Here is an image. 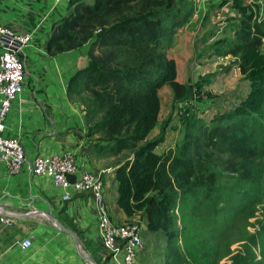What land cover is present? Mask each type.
Masks as SVG:
<instances>
[{
	"label": "trees",
	"instance_id": "trees-1",
	"mask_svg": "<svg viewBox=\"0 0 264 264\" xmlns=\"http://www.w3.org/2000/svg\"><path fill=\"white\" fill-rule=\"evenodd\" d=\"M182 1L69 0L67 14L51 24L46 44L47 54L56 56L90 43L88 64L69 78L66 94L81 105L88 135L102 133L103 148L132 151L115 170L116 203L127 216L141 212L148 229L159 226L176 196L194 197V213L208 217L264 187V78L244 102L216 111L207 122L189 123L173 152L158 154L154 149L161 138H148L158 87L168 85L177 100L188 95L186 85L170 77L166 52L191 16ZM241 15L232 26L234 38L219 41L218 52L239 55L246 72L248 53H257L264 38V21L252 12ZM260 57L253 70L264 74V54ZM214 155L220 156L224 170L235 174L233 187L218 184L222 172L209 165Z\"/></svg>",
	"mask_w": 264,
	"mask_h": 264
},
{
	"label": "rangeland",
	"instance_id": "rangeland-1",
	"mask_svg": "<svg viewBox=\"0 0 264 264\" xmlns=\"http://www.w3.org/2000/svg\"><path fill=\"white\" fill-rule=\"evenodd\" d=\"M181 7L191 9V16L172 37L166 52L172 63L170 77L185 84L188 95L185 99L177 100L168 85L163 83L158 87V108L148 135L149 139L161 138L154 149L158 154L176 150L184 140L189 123L209 121L216 111L235 107L263 85L264 74L253 69L261 64L264 38L257 53H248L246 72L241 70L242 59L239 55L224 50L218 52V49L219 41L234 38L232 26L238 24L242 12H252L257 20L264 21V0H183ZM163 43L159 44V49ZM90 100L88 97L87 102ZM259 113L263 115V112ZM92 136L98 155L97 171L103 174L104 202L108 213L114 221H135L141 228L145 244L134 264H264L263 186H260L258 195L252 196L249 191V197L245 200L237 201L228 210L211 213L208 217L194 213V197L176 196L172 208L159 226L148 229L141 212L127 216L116 203L115 170L118 164L132 157V151L113 152L102 147L105 142L98 138L102 133ZM209 165L222 172L219 185L226 189L233 187L235 174L224 170L225 164L220 161V156H212ZM245 187L249 189L248 184ZM223 202L225 199L217 206ZM7 211L17 216H13L7 225L0 222V264H3V234L11 238L31 235L32 251L42 254L51 263L59 261L60 250L65 252L72 247L86 254L95 264H113L105 255L96 252L93 242L77 234L78 248L74 239H70L68 233L60 228L70 229L62 223L55 210L20 208ZM48 241H51V245L47 249ZM75 253L80 256L81 264H92L81 254ZM27 254L20 252L23 258Z\"/></svg>",
	"mask_w": 264,
	"mask_h": 264
},
{
	"label": "crops",
	"instance_id": "crops-1",
	"mask_svg": "<svg viewBox=\"0 0 264 264\" xmlns=\"http://www.w3.org/2000/svg\"><path fill=\"white\" fill-rule=\"evenodd\" d=\"M68 1L0 0V25L16 34H32L30 42L19 51L25 67L24 88L6 116V134L20 138L28 161L37 154L69 151L80 169L97 171L98 155L93 136L88 135L84 113L66 94L69 78L88 64L90 43L56 56L46 52L51 24L67 14ZM61 193L49 179L32 175L25 165L11 172L0 164V209L55 210L62 223L75 234V239L77 234L87 238L95 245L96 252L105 255L97 236L93 198L88 194L74 195L64 202ZM40 213L47 216L43 211ZM30 236L11 238L3 234V264H81L76 248L60 250L59 261L55 263L34 253L31 247L21 249L20 240ZM68 236L74 239L72 234ZM50 245L48 241L47 249ZM20 252H28L26 258Z\"/></svg>",
	"mask_w": 264,
	"mask_h": 264
},
{
	"label": "built area",
	"instance_id": "built-area-1",
	"mask_svg": "<svg viewBox=\"0 0 264 264\" xmlns=\"http://www.w3.org/2000/svg\"><path fill=\"white\" fill-rule=\"evenodd\" d=\"M1 37H7L9 42L5 46L0 40V164L11 172L25 165L32 175L49 179L54 188L61 189L60 198L64 202L74 195H90L95 201L97 236L106 258L113 264H134L145 244L140 225L135 221L112 220L104 202L102 172L80 169L69 151L37 154L28 161L20 138L6 134V116L24 87L25 67L19 51L30 42L32 34H16L0 25ZM13 42L20 43L17 50L9 48ZM12 217L11 213L0 209L3 225ZM18 244L24 250L32 245V240L23 237Z\"/></svg>",
	"mask_w": 264,
	"mask_h": 264
},
{
	"label": "water",
	"instance_id": "water-1",
	"mask_svg": "<svg viewBox=\"0 0 264 264\" xmlns=\"http://www.w3.org/2000/svg\"><path fill=\"white\" fill-rule=\"evenodd\" d=\"M0 40H1L2 42H4V45H5V46H7L8 42H9V39H8L7 37H1ZM19 47H20V43H17V42H13V43L9 46V48H11V49H13V50H17V48H19ZM51 220L53 221L54 224H56V222L54 221L53 218H51ZM60 228L63 229V230H65V231H67L68 233L72 234V235L74 236V239H75V234H74L72 231H70V230H68V229H66V228H64V227H62V226H60ZM75 244H76L77 247L79 248V244H78L77 239H75ZM78 251H79V250H78ZM79 253H80V254H81V255H82L87 261L91 262L92 264H95V263L93 262V260H92L90 257H88L86 254H83L81 251H79Z\"/></svg>",
	"mask_w": 264,
	"mask_h": 264
}]
</instances>
